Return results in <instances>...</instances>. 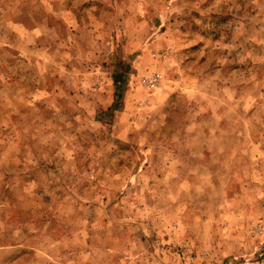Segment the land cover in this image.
Listing matches in <instances>:
<instances>
[{
	"label": "rangeland",
	"instance_id": "374dc122",
	"mask_svg": "<svg viewBox=\"0 0 264 264\" xmlns=\"http://www.w3.org/2000/svg\"><path fill=\"white\" fill-rule=\"evenodd\" d=\"M261 262L264 0H0V264Z\"/></svg>",
	"mask_w": 264,
	"mask_h": 264
},
{
	"label": "built area",
	"instance_id": "2783aa9c",
	"mask_svg": "<svg viewBox=\"0 0 264 264\" xmlns=\"http://www.w3.org/2000/svg\"><path fill=\"white\" fill-rule=\"evenodd\" d=\"M155 83H156L155 76H151L149 79L146 80V85L149 87H152ZM260 264H264V263L261 262Z\"/></svg>",
	"mask_w": 264,
	"mask_h": 264
},
{
	"label": "trees",
	"instance_id": "16d2710c",
	"mask_svg": "<svg viewBox=\"0 0 264 264\" xmlns=\"http://www.w3.org/2000/svg\"><path fill=\"white\" fill-rule=\"evenodd\" d=\"M120 98V92H118L117 94H115V99H114V102H113V105H112V109H114L115 107L114 106H116V104L118 103V99ZM111 109V110H112Z\"/></svg>",
	"mask_w": 264,
	"mask_h": 264
}]
</instances>
